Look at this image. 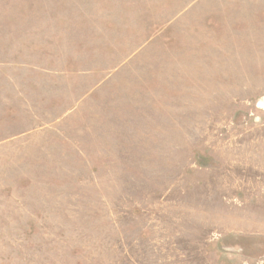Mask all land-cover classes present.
<instances>
[{"label": "rangeland", "instance_id": "obj_1", "mask_svg": "<svg viewBox=\"0 0 264 264\" xmlns=\"http://www.w3.org/2000/svg\"><path fill=\"white\" fill-rule=\"evenodd\" d=\"M0 264H264V0H0Z\"/></svg>", "mask_w": 264, "mask_h": 264}]
</instances>
